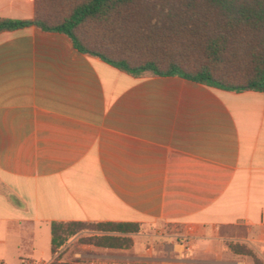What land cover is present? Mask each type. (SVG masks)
Returning a JSON list of instances; mask_svg holds the SVG:
<instances>
[{
    "label": "crops",
    "instance_id": "obj_1",
    "mask_svg": "<svg viewBox=\"0 0 264 264\" xmlns=\"http://www.w3.org/2000/svg\"><path fill=\"white\" fill-rule=\"evenodd\" d=\"M34 14L0 0V18ZM52 222L141 225L129 249L83 244L89 264H256L231 243L264 264V93L138 78L34 26L0 33V264L50 260Z\"/></svg>",
    "mask_w": 264,
    "mask_h": 264
},
{
    "label": "trees",
    "instance_id": "obj_2",
    "mask_svg": "<svg viewBox=\"0 0 264 264\" xmlns=\"http://www.w3.org/2000/svg\"><path fill=\"white\" fill-rule=\"evenodd\" d=\"M34 11L30 19L0 18V33L34 26L138 78L264 93V0H34ZM84 230L101 234L83 244L129 249L141 225L52 222V255ZM59 258L52 264H66Z\"/></svg>",
    "mask_w": 264,
    "mask_h": 264
},
{
    "label": "rangeland",
    "instance_id": "obj_3",
    "mask_svg": "<svg viewBox=\"0 0 264 264\" xmlns=\"http://www.w3.org/2000/svg\"><path fill=\"white\" fill-rule=\"evenodd\" d=\"M148 232L150 233V236L148 238H150L148 241H145L146 245H150L151 242H158L159 238L155 236V234L157 233V231L159 230L156 227H146ZM94 232L93 230H84L82 232H80L79 234H77L76 236H74L73 238H71L69 240V242L61 249V251L57 254V255H52V258L49 260L50 258V247L48 246L46 249H40L39 251V258H44V260L46 261H37V260H33V259H25L27 261L28 264H52L55 261V258L60 256V263H66V264H89V260H86L85 258H82L80 256H77L76 254H80V253H87L88 250L83 249V243H82V239L86 238L90 233ZM231 247L235 248L238 247L239 249H243L245 251H250L248 249L245 248V246H240V244H233L231 243ZM251 252V251H250ZM106 253V252H104ZM113 252L109 251V254H111ZM253 253V252H252ZM252 256V255H250ZM256 255L253 253V257H255ZM100 262H103V264H108L109 259H107L106 257L104 258H99ZM11 264V261L9 262ZM22 264V261H21Z\"/></svg>",
    "mask_w": 264,
    "mask_h": 264
},
{
    "label": "built area",
    "instance_id": "obj_4",
    "mask_svg": "<svg viewBox=\"0 0 264 264\" xmlns=\"http://www.w3.org/2000/svg\"><path fill=\"white\" fill-rule=\"evenodd\" d=\"M179 245H181L184 251H190L193 245L192 237L185 235L179 238ZM22 264H28L26 260L22 261Z\"/></svg>",
    "mask_w": 264,
    "mask_h": 264
}]
</instances>
